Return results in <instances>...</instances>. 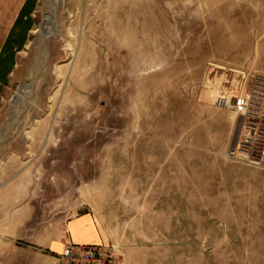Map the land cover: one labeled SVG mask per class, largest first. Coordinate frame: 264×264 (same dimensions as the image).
Instances as JSON below:
<instances>
[{
    "label": "rangeland",
    "instance_id": "1",
    "mask_svg": "<svg viewBox=\"0 0 264 264\" xmlns=\"http://www.w3.org/2000/svg\"><path fill=\"white\" fill-rule=\"evenodd\" d=\"M32 8L0 104V264H58L85 212L122 264H264V167L229 157L244 117L218 105L264 115V0Z\"/></svg>",
    "mask_w": 264,
    "mask_h": 264
},
{
    "label": "crops",
    "instance_id": "2",
    "mask_svg": "<svg viewBox=\"0 0 264 264\" xmlns=\"http://www.w3.org/2000/svg\"><path fill=\"white\" fill-rule=\"evenodd\" d=\"M34 0H23L6 30L0 35V104L4 84L12 76L11 69L15 62L16 52L27 39V31L31 28L32 7ZM24 41V42H23ZM110 236L101 226L92 212L77 214L66 224V235L49 244L52 254H61L68 244L74 245H108Z\"/></svg>",
    "mask_w": 264,
    "mask_h": 264
},
{
    "label": "built area",
    "instance_id": "3",
    "mask_svg": "<svg viewBox=\"0 0 264 264\" xmlns=\"http://www.w3.org/2000/svg\"><path fill=\"white\" fill-rule=\"evenodd\" d=\"M218 105L237 109L244 117L246 134L242 142L229 152V157L255 167H264V115L251 120L249 115H252L253 106L248 100L232 106L226 98H222L218 100ZM57 260L58 264H122L114 245L68 244Z\"/></svg>",
    "mask_w": 264,
    "mask_h": 264
},
{
    "label": "bare ground",
    "instance_id": "4",
    "mask_svg": "<svg viewBox=\"0 0 264 264\" xmlns=\"http://www.w3.org/2000/svg\"><path fill=\"white\" fill-rule=\"evenodd\" d=\"M52 21V17L51 16H46L45 18V26L43 27V30L46 32V35L49 37L50 35H55L58 30L56 27H54V23H51ZM27 85L25 86V88L27 89Z\"/></svg>",
    "mask_w": 264,
    "mask_h": 264
}]
</instances>
